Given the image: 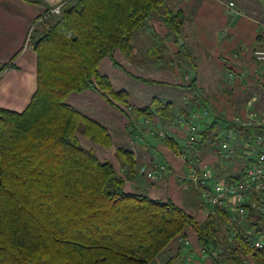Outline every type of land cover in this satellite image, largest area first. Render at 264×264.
Instances as JSON below:
<instances>
[{"label":"trees","instance_id":"1","mask_svg":"<svg viewBox=\"0 0 264 264\" xmlns=\"http://www.w3.org/2000/svg\"><path fill=\"white\" fill-rule=\"evenodd\" d=\"M50 10L40 23L41 16L35 19L32 30L37 86L30 102L21 112L0 107V264H150L186 229L211 261L219 260L212 251L220 247L222 262L237 261L241 250L262 264L260 251L229 242L232 227L219 209L214 208L217 218L201 222L171 199L125 190L112 163L77 138L81 127L102 143L107 133L96 126L90 134L92 122L65 102L71 93L90 88L112 93L108 78L97 70L101 60L116 50L131 56L134 32L154 13L179 36L183 12L168 8L167 0H64L58 15ZM11 62L1 64L0 73ZM152 107L158 112L168 104L155 99ZM208 134L202 132L194 148H201ZM117 154L132 163L128 151ZM251 212L235 230L237 236L245 229H263L264 213ZM178 258L177 250L166 264Z\"/></svg>","mask_w":264,"mask_h":264},{"label":"crops","instance_id":"2","mask_svg":"<svg viewBox=\"0 0 264 264\" xmlns=\"http://www.w3.org/2000/svg\"><path fill=\"white\" fill-rule=\"evenodd\" d=\"M60 1L0 0V65L11 58L13 64L0 73V107L21 112L30 102L37 86V57L25 46L27 33L38 16L40 23ZM228 2L236 12L230 13ZM167 7L185 16L179 36L154 13L134 32L131 56L116 50L99 63L97 70L108 78L112 93L90 88L71 93L65 102L92 122L90 134L98 131L96 126L107 133V143H102L81 127L77 138L100 160L112 163L125 190L171 199L202 222L218 214L202 202L192 171L207 170L212 181L228 182L241 176L259 149L254 136L264 127L249 117L264 116V62L253 55L264 48V0H167ZM155 99L168 107L156 112ZM143 108L149 110L141 112ZM206 130L208 139L194 148L192 142H201ZM120 149L131 154V164L117 154ZM156 163L165 165L162 178L138 174L139 166ZM262 226L259 233L250 229L252 236L264 239V222ZM177 250L174 264L214 262L186 229L150 264H166Z\"/></svg>","mask_w":264,"mask_h":264},{"label":"built area","instance_id":"3","mask_svg":"<svg viewBox=\"0 0 264 264\" xmlns=\"http://www.w3.org/2000/svg\"><path fill=\"white\" fill-rule=\"evenodd\" d=\"M61 6L62 4H56L51 8L49 13L58 15ZM227 9L230 13L236 12L233 2H228ZM35 23L33 22L31 29L27 33L26 47L33 46L31 35ZM253 55L258 62H264V48L255 49ZM249 119L254 120L257 125L264 127V116L256 119L254 115H250ZM178 123L183 122L178 120ZM244 125L248 126L247 124ZM195 130L194 126L190 127V131L194 132ZM190 140L192 141V138ZM254 141L259 147L257 155L254 161L244 169L243 175L237 181H212L211 174L207 170L199 174L194 169L192 173L196 188L200 191L202 202L206 206L219 209L223 212L226 217V225L232 227L229 232V242L233 243L236 247L239 243H243L250 249L260 251L262 253V264H264V239L260 236H252L250 229H245L238 236L235 232V230H238V226L245 221V218L252 213L251 211L264 212V134L257 133L254 136ZM223 148L226 149V146L223 145ZM226 152H228V149ZM137 172L148 179L162 178L165 173V165L161 163L141 165L137 168ZM234 240L239 241L234 242ZM212 253L214 258L219 259L212 262L213 264H257L250 254H242L241 250L235 254V258L238 257L237 261L228 258L222 262V257H225V255L222 254L223 250L220 247L213 250Z\"/></svg>","mask_w":264,"mask_h":264},{"label":"rangeland","instance_id":"4","mask_svg":"<svg viewBox=\"0 0 264 264\" xmlns=\"http://www.w3.org/2000/svg\"><path fill=\"white\" fill-rule=\"evenodd\" d=\"M62 3H64V0H61V1H60L59 3H57V4H62ZM54 6H55V5H54ZM54 6H53V7H54ZM262 117H263V116H260L259 119L262 118Z\"/></svg>","mask_w":264,"mask_h":264},{"label":"water","instance_id":"5","mask_svg":"<svg viewBox=\"0 0 264 264\" xmlns=\"http://www.w3.org/2000/svg\"><path fill=\"white\" fill-rule=\"evenodd\" d=\"M179 43L181 44V40L179 39Z\"/></svg>","mask_w":264,"mask_h":264}]
</instances>
